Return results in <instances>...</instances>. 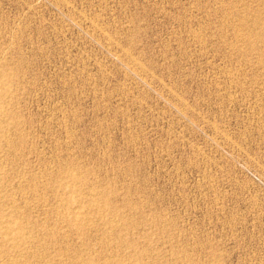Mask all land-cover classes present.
Masks as SVG:
<instances>
[{
	"label": "rangeland",
	"instance_id": "374dc122",
	"mask_svg": "<svg viewBox=\"0 0 264 264\" xmlns=\"http://www.w3.org/2000/svg\"><path fill=\"white\" fill-rule=\"evenodd\" d=\"M93 263L264 264V0H0V264Z\"/></svg>",
	"mask_w": 264,
	"mask_h": 264
},
{
	"label": "bare ground",
	"instance_id": "6f19581e",
	"mask_svg": "<svg viewBox=\"0 0 264 264\" xmlns=\"http://www.w3.org/2000/svg\"><path fill=\"white\" fill-rule=\"evenodd\" d=\"M16 226H17V225H16ZM18 226H19V225H18ZM18 226H17V227H18ZM11 227H12V226H11ZM17 227H15V228H17ZM12 229H13V228H12ZM12 229H9V230H12ZM16 230H17V229H16ZM18 230H19V227H18ZM11 232H13V231H11ZM14 233H15V232H14ZM119 263H120V262H119ZM93 264H94V263H93Z\"/></svg>",
	"mask_w": 264,
	"mask_h": 264
}]
</instances>
